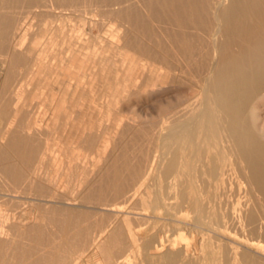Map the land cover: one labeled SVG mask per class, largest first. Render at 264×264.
Listing matches in <instances>:
<instances>
[{
	"label": "bare ground",
	"instance_id": "6f19581e",
	"mask_svg": "<svg viewBox=\"0 0 264 264\" xmlns=\"http://www.w3.org/2000/svg\"><path fill=\"white\" fill-rule=\"evenodd\" d=\"M69 12L114 15L123 30L76 48L63 27L43 47L42 35L16 34V17ZM24 75L32 90L17 88ZM45 93L49 132L68 130L81 151L58 150L52 162L64 166L49 172L55 150L20 104ZM232 185L246 199L229 209L254 241L264 234V0H0V264H193L178 242L204 218L232 220L221 211ZM155 217L162 226L150 230ZM247 245L231 264H264Z\"/></svg>",
	"mask_w": 264,
	"mask_h": 264
},
{
	"label": "rangeland",
	"instance_id": "374dc122",
	"mask_svg": "<svg viewBox=\"0 0 264 264\" xmlns=\"http://www.w3.org/2000/svg\"><path fill=\"white\" fill-rule=\"evenodd\" d=\"M72 14L74 15V16H72ZM89 14V15H88ZM90 14H91V16H90ZM77 17H76V16ZM25 16V17H24ZM23 17L22 16H19V17H16L18 20V24H17V31H16V34H19V35H24L25 36V38H26V44H28L31 40H32V38H34V37H36V36H39V35H42V45H41V47H43V46H45V44H47V42L49 41V39H50V37H52V36H57V34L59 33L58 32V29L60 28V27H63L64 28V30H65V32H66V34H68V36H69V38H71V44H72V46L74 47V48H76V47H78L79 45H81L82 44V42H84V41H91L90 43H92V41H99V43H101L100 44V46L101 45H106L108 42H116L117 41V36L116 35H118L119 34V31L120 30H123V26H122V24H123V22L120 20V18L119 17H116V16H114V15H106V14H104V15H95V14H92V13H85L84 15H82V16H79L78 15V12H77V14L75 13V12H69V13H67V16L65 15V17L63 16H52V17H37V16H31V17H28V15H24ZM70 16V17H69ZM87 16V17H86ZM81 18V19H80ZM84 18V19H83ZM48 26V31H43V29H44V27L45 26ZM126 26H128V24H126ZM57 38V37H56ZM58 40H59V42H61V37L60 36H58V38H57ZM102 41V42H101ZM40 47V48H41ZM39 48V49H40ZM67 47H66V45L63 47V45H61L60 47H59V49H61V51H63V53L65 52L66 53V51H65V49H66ZM57 49H58V47H57ZM67 50V49H66ZM62 55H64V54H62ZM46 59L48 60V61H50V62H53V63H55L56 62V59H54L51 55H48V56H46ZM25 88V89H27V90H32L33 89V85H31L30 84V81H29V78L27 77V76H21V77H19V79H18V85H17V88ZM58 89H59V87H57ZM57 89V90H58ZM45 90V89H44ZM45 97H47V94L45 93V94H43L42 96L40 95V97L39 98H35V99H33V100H31V101H26V99H25V96L22 98V100L20 101V104H27V109L29 110L28 112H30V113H32V115H34L35 116V114L37 115V116H39L38 117V123H39V125L41 126V129H43V131H44V134L45 135H43L42 137L43 138H45L46 136L47 137H49V142L51 143V145L53 146V150H55V151H52V152H50V154L46 157V159H45V164H44V167H43V171L44 172H49V171H54V170H61V168H63V166H64V164H61V163H56V164H54V162H52V159L55 157V155L58 153V150H65V149H67L69 146H72L73 148H76V150H77V152H79L80 151V149L78 148L79 147V144L78 143H73V144H69L68 143V141H67V135L69 134V132H68V130H66V131H63V130H54V131H51V132H49V129H48V125L50 124V122H51V119H50V117H51V110L49 109V106L46 104V102L44 101V98ZM117 111H119V112H121L120 110H117ZM40 114V115H39ZM36 116V117H37ZM69 145V146H68ZM57 151V152H56ZM81 152V151H80ZM83 152H85L87 155H89L88 156V158L86 159V162L87 163H85V164H87V165H89V164H91L90 163V161L93 159V158H95V156H96V152L95 151H90L89 150V152L88 151H83ZM62 160L61 161H64V160H66L67 158H65V156H62V158H61ZM234 186V190L233 191H231L232 190V187ZM232 187H231V190H229V192H227V195H226V200L228 201V203H227V206H226V208L225 209H220L221 211H223V212H230L231 213V211L233 210V209H229V207L230 208H232L231 207V205H234V203H237V204H239V205H241L242 206V202H244V200L246 199V194H245V192H243L241 189H239V190H241V192L239 191V190H237L236 189V186L235 185H232ZM61 190H65V192H64V195H63V192L61 191ZM67 189H62V188H60L59 189V191L60 192H62L61 194H60V192H57V194H58V196H60V198H63L64 196L65 197H68L69 195V197H71L72 196V194L73 193H71L69 190L68 191H66ZM231 191V192H230ZM235 191V192H234ZM238 191V192H237ZM67 192V193H66ZM234 192V193H233ZM71 193V194H70ZM228 193L230 194V193H232V195L230 194V195H228ZM237 193V194H236ZM242 193L243 194V196H241L240 194ZM66 194V195H65ZM233 194H234V196H233ZM245 194V195H244ZM63 195V196H62ZM235 195H236V197H238V200H239V198H241L240 199V201H238L237 200V202H235L236 201V197H235ZM238 195V196H237ZM239 195H240V197H239ZM232 196V197H231ZM64 197V198H65ZM231 197V198H230ZM229 200H228V199ZM235 200H234V199ZM244 198V199H243ZM230 199H232V200H230ZM238 202H240V203H238ZM230 203H232V204H230ZM230 204V205H229ZM237 204H236V206H237ZM244 206V205H243ZM242 206V207H243ZM20 208H18V210H19ZM219 210V211H220ZM228 210V211H227ZM230 210V211H229ZM237 210V209H236ZM236 210H233V214L231 213V215L233 216V218H232V220H228L227 222H226V224L223 226V225H219V224H215V222L213 223H210L209 224V218L207 217V218H204V219H206V220H204V222L199 226V227H197V228H195L194 230H193V232L192 233H189V231H187V230H184V231H186V235L187 234H190L189 235V237H188V235H187V240L186 239H180L179 240V242H178V245H181V246H178V248H181V247H183L186 243L187 244H189V246L186 244V246H187V248H188V253L186 254V255H181V259H183L184 257H185V259H189V257H190V259L192 260V263L193 264H205V262H206V264H208V261L211 259V257L210 256H212V257H215L216 258V254H218L217 255V258H218V260H220L219 261V264H231L232 262H233V259L231 258L232 257V255H233V253H231V251H232V249H233V251L235 250V249H239V247L241 248L240 249V251L242 250V249H244V247H246L245 245L246 244H248L247 246H249L248 247V249H249V251L250 252H252V253H254L255 251H256V249H259L260 251H264L263 249H264V242H262V241H264V234H259L258 233V235L256 236V234L254 235L255 236V240L254 241H250V236H252L250 233H249V231L247 230L248 228L247 227H245L244 225H241V222L240 221H238L239 220V218L237 219V214H239L238 212H239V209L237 210V214H235L236 213ZM236 216H235V215ZM234 217H236V218H234ZM155 219H157V220H155ZM160 221H159V220ZM150 220V222L148 223L149 224V228H150V230H154V229H156V228H160L161 226H162V218H158V217H155V218H150L149 219ZM234 220V221H233ZM236 220V221H235ZM154 221H156L155 223H154ZM207 221H208V223H207ZM231 221V222H230ZM238 221V222H237ZM160 222H162L161 224H159ZM232 222H234V223H239L238 225L236 224V228H235V224L234 223H232ZM157 223V224H156ZM205 223V224H204ZM228 223H230V226H232V227H230L229 226V224ZM232 223V224H231ZM151 224H152V226H151ZM154 224V225H153ZM156 224V225H155ZM159 224V225H158ZM234 224V225H233ZM157 225H158V227H157ZM212 225V226H211ZM217 225V226H216ZM207 226V227H206ZM213 226H215V227H213ZM224 227V228H221V227ZM227 226V227H226ZM244 227V229L242 228V227ZM153 229H152V228ZM228 227H229V229H228ZM210 228L211 229H213V230H210ZM214 228H216V229H214ZM231 228H232V230H231ZM242 228V229H241ZM198 229V232L196 231ZM208 229V230H207ZM224 229H228V230H224ZM235 231H234V230ZM246 229V230H245ZM202 230H203V232H206L205 234H206V236H205V234L202 232ZM205 230V231H204ZM222 232H221V231ZM230 230H231V232H230ZM241 230H243V232H240ZM211 231V232H210ZM225 231V232H224ZM227 231V232H226ZM233 231V232H232ZM168 234H169V231H166ZM171 232V231H170ZM208 232V233H207ZM211 234H210V233ZM218 234H217V233ZM234 232H235V234H236V236H234ZM241 233V235H242V237L243 238H245V239H243L242 237H240L241 235H240V233ZM212 233H213V235H212ZM221 233V234H220ZM224 233H225V235H224ZM228 233V234H227ZM230 233H233V234H230ZM243 233V234H242ZM246 233V234H245ZM199 234V235H198ZM208 234V235H207ZM209 234H210V236H209ZM223 234V235H222ZM175 235V234H174ZM201 235H204V236H201ZM227 235V236H226ZM232 235V236H231ZM239 235V236H238ZM244 235V236H243ZM246 235V236H245ZM210 237V240H213V241H210V240H208L209 241V243H208V241H206L205 242V240H207V237ZM219 236H220V241H219ZM222 236H225V237H223L222 238ZM229 236V237H228ZM234 236V237H233ZM200 237V238H199ZM202 237V238H201ZM231 237H233V238H231ZM258 237V238H257ZM260 237H261V239H260ZM190 238V239H189ZM195 238V241L193 240ZM205 238V239H204ZM211 238H213V239H211ZM228 238H229V240H228ZM235 238H238L239 239V241H238V239H235ZM202 239L204 240L203 242H202ZM209 239V238H208ZM226 239V240H225ZM259 241H258V240ZM181 240H182V243H181ZM185 240V241H184ZM189 240V241H188ZM191 240V241H190ZM217 240V241H216ZM236 240V241H235ZM242 242H241V241ZM244 240V241H243ZM249 240V241H248ZM219 241V242H218ZM222 241H224V244H223V242ZM227 242V244H226V242ZM234 241H235V244L236 245H238V246H236L235 244H234ZM205 242V243H204ZM217 244H216V243ZM245 242H247V243H244ZM252 242V243H251ZM254 242V243H253ZM257 242V243H256ZM259 242H260V245H261V243H263L262 245H261V247H260V245H259ZM212 243V244H211ZM214 243V244H213ZM220 243L222 244V246L220 247V248H218L219 246H220ZM230 243V244H229ZM240 243V244H239ZM256 243V244H255ZM193 244H194V248H193ZM202 245L203 247H204V249L205 248H207V249H205V250H203L202 251V248H201V246L200 245ZM203 244H205V245H203ZM207 244V245H206ZM249 244H251V245H249ZM254 244V245H253ZM217 245H219V246H217ZM233 247V245H235L233 248L231 247V246ZM255 245H256V247H255ZM200 246V247H199ZM206 246V247H205ZM211 246V247H210ZM212 246H213V248H212ZM215 246H217V247H215ZM241 246H244V247H241ZM252 248H251V247ZM259 248H258V247ZM263 246V247H262ZM229 247H231V248H229ZM236 247V248H235ZM192 248H193V250H192ZM199 248V249H198ZM211 248V251L209 250L208 251V249H210ZM215 248V249H214ZM263 248V249H262ZM197 249V250H196ZM216 249H218V250H216ZM221 249V250H220ZM223 249V250H222ZM228 249V250H227ZM191 250V251H190ZM195 250H196V253H195ZM213 250H215V255L213 254ZM219 250H220V252H219ZM226 250V251H225ZM254 250V251H253ZM217 251V252H216ZM222 251V252H221ZM230 253H228V252ZM232 251V252H233ZM239 251V250H238ZM203 252H205L206 254H204ZM211 252V254H209ZM194 253V254H193ZM202 253H203V255H202ZM228 253V254H227ZM201 254V255H200ZM207 254H209L208 256H207ZM214 256H213V255ZM223 254V255H222ZM205 255H206V257H205ZM229 255V256H228ZM222 256H224V258L222 257ZM231 256V257H230ZM188 257V258H187ZM199 257H200V259H199ZM229 257H230V259H231V261L230 260H228L229 259ZM194 258H195V260L197 259V261H195L194 260ZM209 258V260H205V262H204V259H208ZM223 258V259H222ZM198 259L200 260L199 262H198ZM193 260L195 261V262H193ZM262 262L264 261V257H262V259H260ZM102 261H104V260H101V264H105L104 262H102ZM223 261V262H222ZM228 261V262H227ZM241 260H239L238 259V262L239 263H241V264H245L244 262H240ZM123 262H126V258L124 257V258H119V257H116V259L114 260V264H124ZM138 262H140V261H138ZM179 262H180V260H179ZM203 262V263H202ZM237 262V263H238ZM144 264H150V263H148V262H143ZM236 263V264H237ZM238 263V264H239ZM24 264V263H23ZM152 264V263H151ZM209 264H212V260H210V262H209Z\"/></svg>",
	"mask_w": 264,
	"mask_h": 264
}]
</instances>
